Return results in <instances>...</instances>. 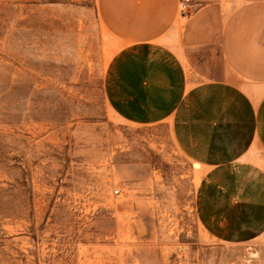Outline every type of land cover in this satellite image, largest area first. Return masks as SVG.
<instances>
[{"label":"rangeland","instance_id":"374dc122","mask_svg":"<svg viewBox=\"0 0 264 264\" xmlns=\"http://www.w3.org/2000/svg\"><path fill=\"white\" fill-rule=\"evenodd\" d=\"M219 2L227 16L234 0ZM101 11L0 0V264H264V244L201 226L202 173L168 124H132L108 104L123 46Z\"/></svg>","mask_w":264,"mask_h":264},{"label":"crops","instance_id":"0c3cea01","mask_svg":"<svg viewBox=\"0 0 264 264\" xmlns=\"http://www.w3.org/2000/svg\"><path fill=\"white\" fill-rule=\"evenodd\" d=\"M102 0L123 48L105 78L113 111L166 123L200 167L196 214L212 237L264 244V0Z\"/></svg>","mask_w":264,"mask_h":264},{"label":"built area","instance_id":"2783aa9c","mask_svg":"<svg viewBox=\"0 0 264 264\" xmlns=\"http://www.w3.org/2000/svg\"><path fill=\"white\" fill-rule=\"evenodd\" d=\"M190 0H180V11L182 15H187L190 7Z\"/></svg>","mask_w":264,"mask_h":264}]
</instances>
